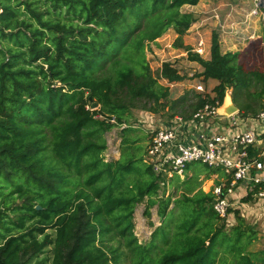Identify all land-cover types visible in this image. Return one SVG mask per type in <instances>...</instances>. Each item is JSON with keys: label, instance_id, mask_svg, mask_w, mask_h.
<instances>
[{"label": "trees", "instance_id": "obj_1", "mask_svg": "<svg viewBox=\"0 0 264 264\" xmlns=\"http://www.w3.org/2000/svg\"><path fill=\"white\" fill-rule=\"evenodd\" d=\"M199 2L0 0V264H226L218 262L219 238L229 236L202 181L184 198L190 218L175 229L168 213L177 207L159 197L163 178L144 158L123 160L121 151L135 145L125 137L134 129L133 103L145 101L158 114L170 99V88L153 76L147 43L173 29L182 45L196 17L181 9ZM188 57L203 68L199 77L218 82L214 97L194 94L192 114L222 105L228 92L239 114L264 110V71L247 70L239 51L223 53L218 34L209 60ZM159 78L178 83L185 76L164 63ZM124 125L121 156L107 160L105 134ZM194 165L204 167L202 180L222 175L201 163L188 170ZM146 199L148 215L159 206L162 225L143 244L134 215ZM254 199L249 193L243 201ZM236 218L238 258L229 264H264V250L247 252L256 233L239 211Z\"/></svg>", "mask_w": 264, "mask_h": 264}, {"label": "rangeland", "instance_id": "obj_2", "mask_svg": "<svg viewBox=\"0 0 264 264\" xmlns=\"http://www.w3.org/2000/svg\"><path fill=\"white\" fill-rule=\"evenodd\" d=\"M218 2L219 0H201L198 5H200L201 3H203V5H200L199 7L193 9H191L190 7L187 8L185 6L181 9V11L190 12L191 10H193L191 12L196 17V23L193 24L191 28L194 25H200L201 28L205 27L206 29H208V31H204L206 34L207 32L212 34H221V32H217L215 30L216 23H213V19L211 18L212 15H216L217 10H215V6ZM227 2H231L230 4H233L234 7L237 6V9L240 13L245 14L244 17H241V15H238L240 13H237L232 19L233 22H231L235 24L233 25L235 28V32H238V35H230L232 37L233 43L238 44L236 45V49L234 50H236V52H241V62L247 70L264 71V21L261 22L257 18H253L249 29L251 34H256V40H261V42H255V40H253L250 43L248 40L244 41L241 39V36H247L244 32H246L245 30H248V28L243 25L244 20L248 18V14L245 12H248L252 7H254L255 0H230ZM41 6H43V3L41 4ZM251 28H254V30L252 31ZM228 34H230V31ZM208 36L210 35L208 34ZM184 37L185 35L182 37V45L180 44L179 46H177L176 44L178 35L173 29H169L161 38H159L155 42H152L151 44L147 43L146 56L153 76L158 78L161 85L169 87L172 92L170 91V99L167 103H165L166 109L164 111H160L158 114L148 113L147 109L144 108L145 106H148V103H146L145 101H138L133 103L132 118L130 119L129 124L130 127L134 126L132 127L134 129L128 130L125 133V137H128L129 139L131 138L136 141L135 145H130L127 143L122 145L121 151L123 154V160H127L132 156L136 159H143L145 157L146 148L149 143V134L147 132V125L149 122L157 123V120L159 118L163 121H168L175 116H182L186 119H189L194 115L192 114L193 112L190 105L194 104V94L197 93V91L192 86H194L195 83L199 81L203 82L204 80L202 77H199L200 73L197 71V67L189 66L190 64L185 61L186 59L184 60V58L188 57V55L183 57V54L186 52L187 46H191L185 44L192 42L188 39H186L185 41ZM164 63H171L178 69H181L183 76L185 75L184 83L178 86L171 87L172 84H167L165 81L166 79L164 80V78H159V74ZM193 65L196 64L193 63ZM215 83L218 82L215 81ZM213 85V83H209L207 87L206 85H204L207 91H211V93H204L205 95H214ZM252 91H255V89H252ZM180 94L182 95L179 96ZM184 95L188 97L187 101L178 105H174V108L172 109V102H175ZM147 117H149V119ZM141 120L142 122H140ZM222 125L227 126V124H224V122ZM220 126L221 124H219L217 120L216 124L210 125L208 129L214 130L215 128H218ZM124 128L125 127H115L112 129V131L105 134L107 138L108 149L105 151L104 156L107 160L120 158V144L122 142L121 132ZM139 164L142 166L141 163ZM204 174L205 170L203 166H201L199 170V167L197 165H194L190 170H187V173L183 178L178 175H175L171 181L170 179L163 178L161 183L162 189L160 191L159 197L163 199L171 198L172 204L170 206V210L175 207L178 208L173 210L175 212L168 213V218L169 220H171V223L173 221L172 227H175V229H177L178 226H180L182 222L185 221L188 217L190 218V214L185 213V211L183 210L188 206L184 198L185 196L193 197L198 192V187L202 186L204 182V180H202L203 177H200V175ZM203 187L208 190V183L203 184ZM196 189L198 190L195 191ZM245 203L246 205L243 204L239 211L240 216L244 219L245 224L256 233V239H254L249 244V246L247 247V252L256 253L264 250V199L257 198L251 202ZM158 210L159 206L156 205L150 209V215H148L147 199L136 207L134 215V232L138 237V241L140 243H148L153 232L162 225ZM230 219L231 221L233 220V222H222L225 227L224 232L229 237L227 238V236L224 237L223 235L219 238V244L223 248L221 249L219 255V263L226 262V264H229V262L232 263L238 258V233L233 229V226H236L238 224V221L236 217H230ZM233 250L235 251L234 253ZM225 251L228 253H225ZM48 252L49 250L47 249V253ZM47 253H45V255L42 257H47Z\"/></svg>", "mask_w": 264, "mask_h": 264}, {"label": "built area", "instance_id": "obj_3", "mask_svg": "<svg viewBox=\"0 0 264 264\" xmlns=\"http://www.w3.org/2000/svg\"><path fill=\"white\" fill-rule=\"evenodd\" d=\"M263 2L255 0L254 7L243 22L247 28L253 18L264 21ZM214 18L219 20V14ZM230 34L238 35L234 26ZM241 39L252 42L257 38L256 34H249L241 36ZM194 51L200 56L204 55L202 39ZM220 106L219 102L207 103L189 119L175 116L168 121L159 118L157 123L149 122V143L143 161L157 176L170 180L175 175L183 178L188 167L195 163L220 169L222 175L214 173L205 179L203 184L211 180L213 184L208 190L202 186V190L214 196L212 205L215 213L231 223L233 220L230 217L235 218L236 212L243 204L246 205L243 199L249 193H253L255 199H264V132L246 127L248 121L252 120L264 128V110L256 117L239 118L236 116L239 112L231 116L219 115ZM211 120H214L213 123ZM217 120L221 126L216 129L221 131L208 129ZM110 122L115 124L116 120L111 119ZM223 122L227 126H223Z\"/></svg>", "mask_w": 264, "mask_h": 264}, {"label": "crops", "instance_id": "obj_4", "mask_svg": "<svg viewBox=\"0 0 264 264\" xmlns=\"http://www.w3.org/2000/svg\"><path fill=\"white\" fill-rule=\"evenodd\" d=\"M227 1H230V0H225V1L219 0V2L215 6L216 7L215 10H217L216 14H219L220 19L216 20L213 15L211 17L213 19V23H216L215 24L216 25L215 30L217 32H221V34H218V33H216V34H218V36H219L220 44H221V50H222L223 53L236 52V50H234V49H236V45H238L237 43H235V44L233 43L232 37L230 36L231 34H228V33H229L230 29L233 27V25H235L234 23H231V22H233L232 19L234 18V16L237 13H240V12L237 9V6L234 7L233 4H230L231 2H227ZM200 2H201V0H200ZM200 5H203V3H201ZM200 5H196V6L186 5V7L187 8L190 7L191 9H193V8L199 7ZM227 7H229V8H227ZM215 10H213V11H215ZM250 10L248 12H245V13L248 14L250 12ZM191 11H193V10H191ZM191 11L188 12V13H192ZM212 14H213V12H212ZM238 15H241V17L245 16V14H243V13H240ZM244 26L246 27V25H244ZM249 29H250V26H249L248 30H245L246 32H244V33H246L247 36H249V34H251ZM251 30L253 31L254 28H251ZM204 31H208V29H206L205 27L201 28L200 25L199 26L194 25L192 28H190L187 31V33H186L187 35L185 34L184 39H185V41H186V39H188V40H190L192 42L185 44V45H191V46H187L186 52L183 54L184 55L183 57H185L187 55L189 56L190 52L193 53V54H197V53H195L194 49L198 48L199 41L202 39L203 40L204 55H202L201 57L203 59H205V60H209L210 59V57H211V45H212V37H211L212 33L207 32V34H206ZM208 34L210 36H208ZM184 60L190 64L189 66H196L197 67V71L199 73H201L203 71V68L201 67L200 64L190 61L188 57H185ZM193 63L196 64V65H193ZM178 70H179L180 74L183 75L182 72H181V69H178ZM184 80L182 82H178V83H170V84H172L171 87L181 85L182 83H184ZM165 81H166L167 84H169L168 80H165ZM209 83H213L214 84L213 85L214 88L218 84V83H215V80H208L207 82L199 81V82L195 83V85L192 86V87H194V89H196L197 93L205 95L204 93H206V92L207 93H211V91H207L206 88L204 87V85H206V87H207V85ZM170 91L172 92V90H170ZM181 95L182 94H180L179 96H181ZM212 97H214V95H212ZM230 102H231L230 98H227L226 104L229 105ZM236 116L239 117V118H247V117L243 116L242 114H237ZM140 122H142V120ZM246 127L250 128V129H253V130H256V131H259V132H264L263 126H261L260 123L256 122V121L249 120L247 125H246ZM216 130L221 131L220 129H216V128L213 131H216ZM256 149L257 148H255L252 151L255 152ZM190 176H192V175H190ZM200 177H203L202 179H204L205 175H200ZM212 184H213V180L208 182V186H211Z\"/></svg>", "mask_w": 264, "mask_h": 264}, {"label": "water", "instance_id": "obj_5", "mask_svg": "<svg viewBox=\"0 0 264 264\" xmlns=\"http://www.w3.org/2000/svg\"><path fill=\"white\" fill-rule=\"evenodd\" d=\"M261 7H264V2L261 4ZM227 98H230L231 102L229 105L226 104ZM98 107L97 103H93L91 108L96 109ZM239 112L238 107L233 101L232 95L227 93L223 104L218 108V114L221 116H231L234 114H237ZM214 120H211L213 123ZM42 208L40 206L37 207V210H41Z\"/></svg>", "mask_w": 264, "mask_h": 264}]
</instances>
